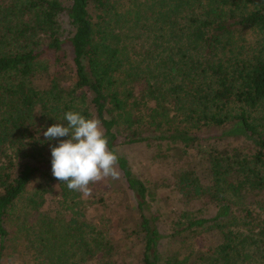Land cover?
<instances>
[{"label":"trees","instance_id":"16d2710c","mask_svg":"<svg viewBox=\"0 0 264 264\" xmlns=\"http://www.w3.org/2000/svg\"><path fill=\"white\" fill-rule=\"evenodd\" d=\"M120 1L0 0V264L113 262L109 231L88 221L81 194L56 178L63 212L44 211L42 193L18 211L34 180L52 175L60 138L51 144L43 133L67 111L100 119L119 154L139 246L124 264H257L264 260V0ZM243 31L256 34L252 53L237 47ZM143 80L146 90L138 91ZM162 141L209 148L207 166L183 172L178 188L209 199L213 213L185 211L169 232L157 192L120 150ZM204 235L213 245L195 249ZM174 243L179 250L166 251Z\"/></svg>","mask_w":264,"mask_h":264},{"label":"rangeland","instance_id":"374dc122","mask_svg":"<svg viewBox=\"0 0 264 264\" xmlns=\"http://www.w3.org/2000/svg\"><path fill=\"white\" fill-rule=\"evenodd\" d=\"M123 2H128V0H122L120 4L123 5ZM256 41V34L251 31H243L237 35V47H243L247 53H252ZM141 49L142 47L135 52L139 53ZM137 87L138 91L146 90L145 80L137 84ZM215 131L203 129L200 133L211 136L218 133ZM50 142L52 144V141ZM208 149L207 144H204L199 150H185L183 147L169 144L167 141L134 145L121 144L120 150L129 159L134 171L150 188L157 192L156 205L166 224L167 232L172 230L175 221L185 211L204 217H210L213 213V205L209 199L203 196L186 198L178 188L179 176L183 172L190 170L201 172L204 166H207L204 154ZM54 179L53 175L44 174L34 180L26 199L19 203L20 214L27 208V200L37 193H42L45 197L42 207L44 211L51 212V215H55L58 210V212L64 211L62 207L58 206V201L61 200V185ZM90 188V195L84 196L80 193L84 200L81 205L82 210H84L88 221L98 226H105V229L109 231L116 247L115 257L111 264H124V255L139 248L132 232L136 226L135 200L121 175L118 180L106 178L91 184ZM33 216H36L34 212L31 220ZM194 244L195 249L209 250L213 242L208 235H204L196 238ZM15 245L16 243L13 246ZM164 247L166 251L179 250L180 244H165ZM16 263L19 264V260H16ZM89 264L103 263L95 260ZM257 264H264V260L258 258Z\"/></svg>","mask_w":264,"mask_h":264},{"label":"clouds","instance_id":"9594fccd","mask_svg":"<svg viewBox=\"0 0 264 264\" xmlns=\"http://www.w3.org/2000/svg\"><path fill=\"white\" fill-rule=\"evenodd\" d=\"M43 135L48 141L68 137L51 148V163L53 177L70 191L88 196L91 184L120 178L119 154L109 147L100 119L86 117L80 111H67L61 123L48 127Z\"/></svg>","mask_w":264,"mask_h":264}]
</instances>
